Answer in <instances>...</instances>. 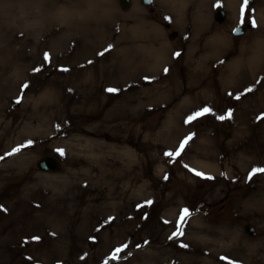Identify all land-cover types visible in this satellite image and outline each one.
I'll return each instance as SVG.
<instances>
[{"label":"rangeland","instance_id":"374dc122","mask_svg":"<svg viewBox=\"0 0 264 264\" xmlns=\"http://www.w3.org/2000/svg\"><path fill=\"white\" fill-rule=\"evenodd\" d=\"M231 1L0 0V264H264V0L240 37Z\"/></svg>","mask_w":264,"mask_h":264},{"label":"bare ground","instance_id":"6f19581e","mask_svg":"<svg viewBox=\"0 0 264 264\" xmlns=\"http://www.w3.org/2000/svg\"><path fill=\"white\" fill-rule=\"evenodd\" d=\"M164 4H165V9L167 12H170L171 14L172 13H175L178 15L179 19L182 21V22H185L187 21V19L185 18L186 16V12L188 11V3H191V5L194 3V0H163ZM230 2L233 4V1L230 0ZM187 3V4H186ZM204 3L203 4H200L197 6V9H196V15H202V10L204 9ZM207 9V7H206ZM206 17V16H205ZM260 17L263 19V14L261 13ZM215 42V40L213 41ZM216 42H217V39H216ZM147 54L148 57L151 59L152 58V64L151 67H152V70L155 69L156 67L159 66V64H161L162 61H160V58L158 55H155V52H157L156 49H154V47H152L151 45H149L147 47ZM153 55V56H152ZM152 56V57H151Z\"/></svg>","mask_w":264,"mask_h":264},{"label":"water","instance_id":"95a60500","mask_svg":"<svg viewBox=\"0 0 264 264\" xmlns=\"http://www.w3.org/2000/svg\"><path fill=\"white\" fill-rule=\"evenodd\" d=\"M151 0H143V3L145 5L150 4ZM121 5L123 8H127L128 6V0H120ZM224 19V14L221 10H218L216 12V21L217 23H221ZM246 28H251V25L249 24H244L243 26H240L239 28H237L236 30H234L233 35H240L243 34L244 30ZM36 167L41 171V172H45V173H57L60 171L61 166L60 163L58 162V160H56L53 157H43L41 159H39L36 162ZM246 231L249 232V228L246 227Z\"/></svg>","mask_w":264,"mask_h":264},{"label":"snow or ice","instance_id":"6c2138e0","mask_svg":"<svg viewBox=\"0 0 264 264\" xmlns=\"http://www.w3.org/2000/svg\"><path fill=\"white\" fill-rule=\"evenodd\" d=\"M250 6V0H243V4H242V7H241V23H244V14H245V9L247 8V7H249ZM252 23H253V26H255V21H252ZM111 47V46H110ZM177 55H179L178 53H177ZM45 59L47 60L48 59V55L47 54H45ZM250 90V89H249ZM107 91H109V92H115V91H117L116 89H112V88H109V89H107ZM211 110L210 109H208V108H205V109H203L202 111H200V112H197L196 114H194V116H192V117H190L189 119H195L197 116H201V115H204L205 113H208V112H210ZM228 116L229 117H231V112H229L228 113ZM219 119H224L225 117H223V116H221V117H218ZM188 121H186V123H187ZM188 139H191V137H188V138H186V140L185 141H183L182 143H181V145H180V149H178L177 151H176V153H166V155H169V156H172V155H176V156H178L179 154H180V151H182L183 150V148H184V146H185V144L187 143V140ZM18 149H16V150H14V151H17ZM63 154V153H62ZM255 172H264V168H261V169H253V173L252 174H254ZM197 175H201L200 173H196ZM250 176H251V174H250ZM150 203V202H149ZM190 215V213H189V211H188V209H183L182 210V212H181V217H180V220L181 221H184L185 220V218L186 217H188ZM177 234H183L182 233V231H180V229H179V225H178V233H173V235L175 236V235H177ZM170 239H171V237H170ZM117 251H119V249L117 250Z\"/></svg>","mask_w":264,"mask_h":264}]
</instances>
